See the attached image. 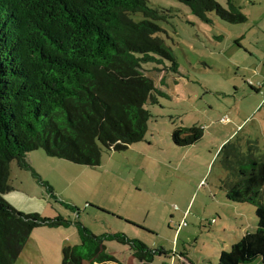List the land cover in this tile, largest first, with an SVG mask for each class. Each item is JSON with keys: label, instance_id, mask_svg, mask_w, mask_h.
Listing matches in <instances>:
<instances>
[{"label": "rangeland", "instance_id": "rangeland-1", "mask_svg": "<svg viewBox=\"0 0 264 264\" xmlns=\"http://www.w3.org/2000/svg\"><path fill=\"white\" fill-rule=\"evenodd\" d=\"M215 1L226 8V0ZM234 3L245 23H226L214 14L203 22L177 0H147L165 16L157 22L158 36L178 71L157 55L141 62L142 73L161 92L156 103L144 106L150 113L144 139L124 151L103 149L95 167L38 151L49 164L45 179L38 175L55 198L11 162V186L22 184L33 197L21 204V213L67 221L56 227L69 235L65 247L79 245V230L87 229L103 238L105 252L119 264L140 263L129 243L114 236L144 244L154 252L152 264H218L221 251L254 233V206L228 201L221 189L226 172L218 153L234 136L244 148L246 140L257 142L264 153V0ZM249 82L254 88L261 83L260 92ZM223 118L229 122L221 123ZM193 127L202 128L200 140L173 143L175 129ZM260 197L264 205V188ZM246 264L264 263L258 257Z\"/></svg>", "mask_w": 264, "mask_h": 264}, {"label": "trees", "instance_id": "trees-1", "mask_svg": "<svg viewBox=\"0 0 264 264\" xmlns=\"http://www.w3.org/2000/svg\"><path fill=\"white\" fill-rule=\"evenodd\" d=\"M177 1L203 22L210 14L230 24L247 20L234 0H226V8L215 0ZM136 14L143 19L134 21ZM164 19L147 0H0V264H15L34 229L67 224L61 217L21 213L7 203L11 162L55 198L27 163L29 153L43 151L95 167L103 149L124 151L144 139L150 119L144 106L156 103L161 92L140 64L157 55L178 71L158 36L157 22ZM249 87L259 93L261 83ZM202 136V128H177L172 140L188 146ZM259 153L257 142L246 140L244 148L237 136L218 153L226 199L253 205L258 221L254 233L221 251L218 264H246L258 257L264 263V153ZM114 237L129 243L137 262L152 264L154 252L144 244ZM79 239V245L63 248L61 264H119L105 252L103 238L81 228Z\"/></svg>", "mask_w": 264, "mask_h": 264}, {"label": "crops", "instance_id": "crops-1", "mask_svg": "<svg viewBox=\"0 0 264 264\" xmlns=\"http://www.w3.org/2000/svg\"><path fill=\"white\" fill-rule=\"evenodd\" d=\"M239 7L241 9V6ZM262 88H264V82ZM26 161L37 175L39 174L45 179V173L48 172L49 164L38 154V151L29 153L26 156ZM21 186H12L13 190L5 195V200L17 211L25 212L22 211L21 204L27 205L33 201V197L26 191L23 192ZM36 229L38 230L31 233L27 244L15 264H61L62 250L65 247V242H69V239H67L69 235L64 231L57 230L58 228L56 227H39Z\"/></svg>", "mask_w": 264, "mask_h": 264}, {"label": "built area", "instance_id": "built-area-1", "mask_svg": "<svg viewBox=\"0 0 264 264\" xmlns=\"http://www.w3.org/2000/svg\"><path fill=\"white\" fill-rule=\"evenodd\" d=\"M249 85L253 86V84L250 83V82H249ZM257 86L260 87V84H258ZM228 122H229V119H227V118H223V119H221V123H223V124H226V123H228Z\"/></svg>", "mask_w": 264, "mask_h": 264}]
</instances>
